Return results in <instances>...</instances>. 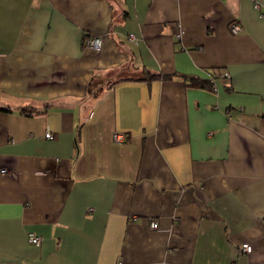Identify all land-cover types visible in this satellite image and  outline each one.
<instances>
[{
  "label": "crops",
  "instance_id": "obj_1",
  "mask_svg": "<svg viewBox=\"0 0 264 264\" xmlns=\"http://www.w3.org/2000/svg\"><path fill=\"white\" fill-rule=\"evenodd\" d=\"M0 169V264H264V0H0Z\"/></svg>",
  "mask_w": 264,
  "mask_h": 264
},
{
  "label": "built area",
  "instance_id": "obj_2",
  "mask_svg": "<svg viewBox=\"0 0 264 264\" xmlns=\"http://www.w3.org/2000/svg\"><path fill=\"white\" fill-rule=\"evenodd\" d=\"M229 29H230V32L232 34L233 33L236 34V33L240 32L241 26L236 21H233V23L229 24ZM130 37H132V36H130ZM85 44L87 45V47L98 51L101 49V47L103 45V39L101 37H93L91 39L86 40ZM51 137H52L51 134H49V133L46 134V138L51 139ZM113 139L115 142L121 143V141H123L125 139V135L122 133H120V134L115 133V134H113ZM5 172H6V169H0V173L3 174ZM150 227L151 228H157V224L155 223V221H153V220L150 221ZM27 239H28L29 244H31V245L32 244L39 245V242L41 240V238L33 232H28ZM240 247L245 252L251 251V247L246 243H242V245ZM117 264H120V263H117Z\"/></svg>",
  "mask_w": 264,
  "mask_h": 264
},
{
  "label": "trees",
  "instance_id": "obj_3",
  "mask_svg": "<svg viewBox=\"0 0 264 264\" xmlns=\"http://www.w3.org/2000/svg\"><path fill=\"white\" fill-rule=\"evenodd\" d=\"M146 78L153 79V78H161L162 80H170L173 78V75L165 74V75H160V74H149L147 72L144 73ZM187 81H189L190 85H199L202 87H206L208 89H214V85L208 84V82H203L193 76H189L188 78H185ZM9 110V109H6ZM27 110H22V113H25ZM30 113V112H27Z\"/></svg>",
  "mask_w": 264,
  "mask_h": 264
}]
</instances>
